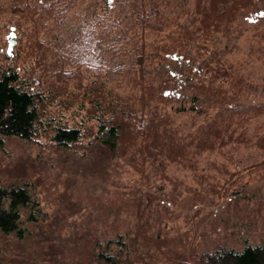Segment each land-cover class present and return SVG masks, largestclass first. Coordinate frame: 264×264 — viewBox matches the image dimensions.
Instances as JSON below:
<instances>
[{
  "label": "trees",
  "instance_id": "obj_1",
  "mask_svg": "<svg viewBox=\"0 0 264 264\" xmlns=\"http://www.w3.org/2000/svg\"><path fill=\"white\" fill-rule=\"evenodd\" d=\"M189 1L93 0L73 39L39 40L23 70L3 64L0 49L1 149L13 139L47 136L44 162L56 161L54 147L68 155L57 164L70 176L60 181L69 190L87 172L109 180L113 164L130 165L141 178L123 191V212L110 210L99 224L83 221L85 211L70 198L61 206V195L50 216L31 180L36 171L2 166L8 179L0 178V264H264V231L258 241L253 232L243 237L242 247L224 244L213 237L218 224L195 233L197 219L173 216L174 193L146 188L150 170L161 174L172 162L198 179L194 217L222 201L261 203L263 196L247 191L245 166L216 163L223 180L210 181L196 160L214 150L232 159L238 147L254 142L264 147V133L249 132L264 104H244L247 79L217 46L219 36L230 40L236 24L259 11L258 0ZM59 96L73 117L51 109ZM185 115L190 121L180 122ZM249 169H264V159ZM75 214L82 220H70ZM258 215L264 220V212Z\"/></svg>",
  "mask_w": 264,
  "mask_h": 264
},
{
  "label": "rangeland",
  "instance_id": "obj_2",
  "mask_svg": "<svg viewBox=\"0 0 264 264\" xmlns=\"http://www.w3.org/2000/svg\"><path fill=\"white\" fill-rule=\"evenodd\" d=\"M92 1L70 0L68 6L63 5L66 8L64 9L62 5L60 6L62 0H32V2L30 0H0L1 62L5 65H15L23 70L29 66L30 58L27 54L42 45L40 41H46V39L49 41V39H54L51 37L64 36L66 42H70L73 39L72 33L79 16L89 12V4ZM191 1L187 3L188 6L192 5ZM257 2L259 11L236 24L233 38L227 40L219 36L221 40L220 44H217L224 51L225 60L234 64L236 73L247 79L246 82L249 86L243 99L245 105L264 104V0ZM65 16L66 20L63 19ZM155 37L150 35L148 40L152 41L156 39ZM48 58L52 59L51 54ZM92 75L93 73H91ZM60 100H62V96H59L56 103L51 105V109L56 114L59 111L73 117L72 110L66 111L61 108ZM253 115L254 117L249 123L250 134H255L257 130L258 133H264V114L254 113ZM179 121L183 123L190 120L185 115L184 119ZM39 140V142L18 139L9 141L4 149L0 148V169H4L2 166L15 167L16 169L26 167L27 172L28 169L36 171V175L31 180L39 184H37V191L50 216H54L56 210L61 206H66V200L69 198L79 205L82 212L85 211V220L83 221L86 222L102 224L109 218L107 217L108 211L114 209L115 212H123L122 205L127 200L123 191L130 190V186L141 181L140 174L136 170L130 165L113 164L109 170L111 174L109 180L105 178L106 175L97 177L87 172L86 176L78 175L76 177L77 186L73 190H69L67 184L64 185L60 181H65L70 176L65 173V169L60 163L57 164L58 159L62 162L68 158V155L66 156L63 151L54 147L51 155L55 157L56 161L53 163L44 162L45 152L41 149V144L48 145L50 141L45 135L41 136ZM82 153L85 154L81 151ZM233 156L232 159L227 158L218 150L198 156L196 160L199 163L200 174H207L210 181L215 178L216 181L222 182L223 174L213 165L224 163L229 170L245 166V170H248H243L245 172L241 175V180L244 183L247 182L245 187L250 194L255 193L256 195L259 191L263 192L261 203L252 199L248 204L240 201L238 205H233V201L230 204L222 201L216 206L205 207L202 216L199 215L201 217H194L198 206L194 201V192L200 184L193 170L172 162L167 163L165 171L161 174L150 170V181H147L149 185L146 188L151 192L165 195L174 193L178 197V201L171 205L174 211L173 216L180 215L182 217L184 215L186 218V214H190L195 220L197 219L194 226L195 233L201 234L204 229L209 230L212 222L218 224L219 234L213 236L216 240L219 239L224 244L237 248L242 247L243 237L251 236L253 232L254 236L250 238L258 241L260 232L264 231V220H261V216L258 215V212H264V169L258 171L249 169L251 165L264 159V147H261L257 142L247 146L241 145L234 151ZM5 174L2 173L0 178ZM3 178L8 179V176L5 175ZM60 195L63 204L59 203ZM111 205L113 208H110ZM79 214L70 216V220L74 218L82 220L81 217H78ZM109 216L113 220L114 212H111ZM120 216L125 217L124 213ZM120 216L119 218H121ZM182 218L181 228L184 224ZM206 219V227H202V221ZM255 221L257 223L254 227ZM198 225H201V230ZM184 230L183 228L182 231Z\"/></svg>",
  "mask_w": 264,
  "mask_h": 264
}]
</instances>
